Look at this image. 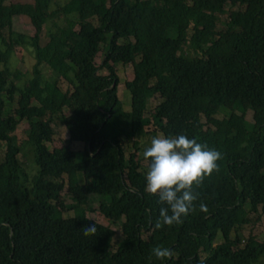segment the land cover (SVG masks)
Here are the masks:
<instances>
[{
	"label": "trees",
	"instance_id": "trees-1",
	"mask_svg": "<svg viewBox=\"0 0 264 264\" xmlns=\"http://www.w3.org/2000/svg\"><path fill=\"white\" fill-rule=\"evenodd\" d=\"M6 1L0 0V264H251L264 254V240L241 244L233 234L248 223L249 209L264 210V0ZM227 3L232 8L219 30ZM22 15L30 30L17 26ZM121 37L130 41L118 43ZM17 46L33 56L22 88L6 66ZM119 62L134 70L124 82L129 112L117 97ZM61 79L70 88L63 90ZM23 119L32 177L19 162L14 134ZM52 122L65 127L69 143L83 142V151L68 144L50 149ZM150 131L183 134L221 154L218 170L193 185L197 199L182 223L159 229L166 205L145 191L150 161L144 167L135 153L126 157L124 142ZM92 195L112 203L100 212L119 225V243L95 217ZM93 223L96 234L84 236ZM219 234L223 242L214 245ZM157 246L172 256L157 259Z\"/></svg>",
	"mask_w": 264,
	"mask_h": 264
},
{
	"label": "rangeland",
	"instance_id": "rangeland-1",
	"mask_svg": "<svg viewBox=\"0 0 264 264\" xmlns=\"http://www.w3.org/2000/svg\"><path fill=\"white\" fill-rule=\"evenodd\" d=\"M31 0H7L6 3L9 2H30ZM66 0H54L52 3V6L55 5V2L57 3H63ZM232 8L230 4H225L223 10L219 14V21L217 24V28L220 30L224 26V21H226V16L228 10ZM17 26L20 28L28 29L30 30V20L27 16L22 15V17L17 21ZM48 24H51V20L48 21ZM98 25L97 22H95V26ZM88 26L91 27V24H88ZM4 34L7 35V31H4ZM108 43V40L110 38V34H106ZM133 40V38H131ZM130 38L121 37L118 39V43H126L129 42ZM103 47V44H100V48ZM31 49V48H30ZM28 48H22V47H15L14 54L9 62H7L6 66L13 71L12 74V81L16 83V85L20 88L24 86L26 83L30 68L33 63V56H32V49L30 50ZM103 51L100 50L95 58V62L97 64H100L102 60ZM115 72L118 77L119 83L117 84V97L120 100L122 104V108L125 112L131 111V105H132V99H131V92L128 88L124 86V82L126 80H131L134 77V70L131 63L129 64H122V63H115ZM14 70H18L19 73L14 72ZM45 73L46 68L44 69ZM103 73L104 70H102ZM60 86L63 90L70 88V86L67 84L66 81L63 79L60 80ZM9 103H7V106ZM16 105L12 104L11 110L7 111L5 115L12 114L13 108ZM227 112L220 111L219 116H226ZM54 135L53 140L51 143H48L49 148H60L61 145H67L68 147L78 153H81L84 148V143L81 141H73L68 142V133L64 126L59 125L55 122H52ZM28 130L29 125L27 120L23 119L18 124L16 130L14 131V134L17 138V142L19 144L20 153L18 155L19 162L23 168V170L29 175V177H32L34 175V165H33V159H32V147L31 144L28 141ZM215 130H219L218 128ZM160 136L158 131H150V133L145 137H140L138 139H135V141H129L124 139L125 142V152L126 157L132 152L135 153L138 158L141 159L142 165L144 167H148V160H145L143 157V153H140V147L143 149V147H150V142L152 138ZM82 150V151H81ZM65 201L67 203H71L72 200L69 197H65ZM89 205L94 209V215L98 219L99 222H102L104 224H109L114 230L115 234L113 237V243L117 244L119 243L122 238L120 236V228L117 223L110 222L100 211L106 208L112 207V203H110L108 200H103L98 195H92L89 198ZM246 208L248 209V205H246ZM69 213H72V210L68 211ZM248 223L243 224L241 227L238 228V230L234 231V236L241 238V244H244L245 241L248 239H251L255 242H260L264 240V210L259 207L258 209H249L248 213ZM223 242V238L221 237V234H219V239L217 242L214 243V245H217L219 243ZM251 264H264V254L261 255L257 260L252 262Z\"/></svg>",
	"mask_w": 264,
	"mask_h": 264
},
{
	"label": "clouds",
	"instance_id": "clouds-1",
	"mask_svg": "<svg viewBox=\"0 0 264 264\" xmlns=\"http://www.w3.org/2000/svg\"><path fill=\"white\" fill-rule=\"evenodd\" d=\"M145 160L150 161L146 174L145 191L158 195L161 204L160 219L154 227L172 226L182 223V216H187L193 201V185L202 183L205 176H210L218 170L217 161L221 154L207 145L189 139L186 135L166 138L163 135L152 138L150 147L143 151ZM200 211L207 212L205 204H200ZM162 221V223H161ZM84 236H94L97 232L95 223L82 229ZM153 255L157 259L170 258L171 250L155 247Z\"/></svg>",
	"mask_w": 264,
	"mask_h": 264
}]
</instances>
